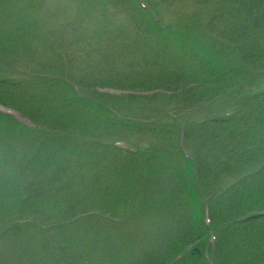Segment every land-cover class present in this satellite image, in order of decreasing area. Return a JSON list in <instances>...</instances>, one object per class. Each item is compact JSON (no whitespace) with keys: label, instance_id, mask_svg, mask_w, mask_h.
Wrapping results in <instances>:
<instances>
[{"label":"rangeland","instance_id":"rangeland-1","mask_svg":"<svg viewBox=\"0 0 264 264\" xmlns=\"http://www.w3.org/2000/svg\"><path fill=\"white\" fill-rule=\"evenodd\" d=\"M142 1L156 6L169 37L133 0H0V80L26 82L4 86L0 101L65 133L45 139L0 118V264H148L169 250L186 253L181 247L194 231L192 218L201 216L204 197L220 195L244 174L264 167L262 104L249 102V115L224 127L200 124L215 112L241 108L239 94L264 88L259 74L249 82L244 75H237L238 81L225 75L239 63L253 72L259 68L253 60L243 61L234 47L241 41L234 25H248L255 37L264 27V13L247 14V8L228 0ZM72 79L79 93L72 90ZM225 81L230 94L211 103V91ZM193 82L200 84L192 92L184 93L186 86L178 94L149 98L150 93L116 97L120 91L105 89L112 93L101 98L95 89V84L173 88ZM193 95L205 107L189 116L184 111ZM83 98L97 100L96 107L80 103ZM186 122L188 144L184 139L181 147L198 169L196 182L206 195L200 200L198 191L187 193L186 165L173 160L179 154L139 160L115 150L179 148V128ZM254 145L256 150L242 152ZM243 194L253 203L264 198L254 185ZM91 211L101 216L63 225ZM20 220L31 222L7 231L9 223ZM211 230L218 231L214 222ZM206 233L204 225V239ZM215 236L210 252L197 248V264H221L218 249L225 264L233 263L236 253L242 254L238 264H246L247 255L250 264H264L261 237L236 232L234 245H228L227 236ZM250 246L259 250L249 252Z\"/></svg>","mask_w":264,"mask_h":264},{"label":"trees","instance_id":"trees-1","mask_svg":"<svg viewBox=\"0 0 264 264\" xmlns=\"http://www.w3.org/2000/svg\"><path fill=\"white\" fill-rule=\"evenodd\" d=\"M228 2L231 3V5H234L233 3H238L241 7H245L248 9L247 14H253L255 12L264 13V0H228ZM235 6V5H234ZM239 9V8H238ZM252 10H256L253 12ZM240 13V9L238 13H235L234 15H238ZM250 27L246 24H238L234 25L236 38L241 39L240 43H237L234 45V47L239 48V52L242 53L244 56L242 57V60L245 62H250L249 60H253L257 66L260 68L258 69V74L260 76L264 77V72H261L264 69V44H261V42L264 41V27H260V31L257 32V36H253L254 32L253 29H249ZM171 35V34H170ZM260 37V41L256 40ZM257 41V43L251 45L252 42ZM259 41V42H258ZM261 44V45H260ZM260 45V46H259ZM259 46V48H258ZM259 59H263V61H258ZM252 63V62H250ZM254 73L251 68H246V64L238 65V68H232L231 71H226L225 75L230 76L231 78L244 75L247 77V81H252L254 77ZM245 80V79H244ZM26 84L24 81H13V80H0V90H3L4 86H10V87H22ZM241 83H238L239 85ZM245 98L250 99L251 101H258L260 104H262L258 109L262 112H264V92L259 93H249L244 95ZM4 102V101H3ZM5 104H9L6 103ZM245 115H249L245 114ZM0 118L3 120L8 121L6 124L8 126H11V124L18 125V123L14 122L12 119H8L4 115L0 114ZM11 120V121H9ZM226 123V120L221 121H208V124H213L219 127H224ZM52 140H56L57 138H48ZM256 150V149H255ZM254 151V150H253ZM131 159H135L134 156H130ZM179 160L182 161V158L179 157ZM264 170L261 172H256L253 174L247 175L245 178H241L237 181V183L233 184V187L228 190V195H230L231 192H233L234 195L237 196H244V197H234L231 199V201H228L229 205L227 207H221V206H215L213 207V215H214V226L218 227V233L223 235L224 237L227 233L234 235V233L238 232L240 234H243L245 236L252 235L255 237H261L264 240V232L258 233L262 227L264 228V215L263 216H256V217H250L246 219L244 222L238 223L237 226L234 227L233 223H229L226 227H222V223L227 221H232L237 217V215L243 213L244 211H248L254 208L262 207V203L257 204L254 206L252 203L248 205L249 202V195L243 194V188L254 185L256 187L257 192H260L261 194H264V178H262ZM225 197V200H226ZM228 198V197H227ZM230 198V197H229ZM256 201H259V199H256ZM218 205V204H217ZM225 214L224 219L222 218V215ZM221 219V220H220ZM198 230H201L199 228ZM203 234V231L202 233ZM231 241V240H230ZM232 242V241H231ZM255 250H258L259 247L252 246ZM199 248V247H198ZM198 249H196L191 256H197L198 255ZM194 260L196 261V257H191L190 263L195 264ZM220 262L222 264V259H220ZM197 263V261H196ZM187 264V263H184Z\"/></svg>","mask_w":264,"mask_h":264}]
</instances>
